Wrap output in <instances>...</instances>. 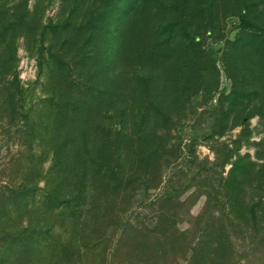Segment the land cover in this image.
<instances>
[{"label": "rangeland", "instance_id": "rangeland-1", "mask_svg": "<svg viewBox=\"0 0 264 264\" xmlns=\"http://www.w3.org/2000/svg\"><path fill=\"white\" fill-rule=\"evenodd\" d=\"M245 1L264 28V0ZM171 3L143 0L117 49L93 55L101 30L81 24L99 0H0V67L12 65L0 68V104L14 88L23 100L0 107V264H202L192 256L214 248L206 240L221 241L227 264H264V56L232 44L242 0L207 2L187 22L192 42L159 32ZM91 87L103 96L79 128L93 156L103 128L124 123L127 182L76 207L59 199L73 188L48 175L37 123L46 98Z\"/></svg>", "mask_w": 264, "mask_h": 264}, {"label": "trees", "instance_id": "trees-1", "mask_svg": "<svg viewBox=\"0 0 264 264\" xmlns=\"http://www.w3.org/2000/svg\"><path fill=\"white\" fill-rule=\"evenodd\" d=\"M99 1L103 7L99 10L98 16L90 18V20L87 19L81 24L88 26L90 24V28L93 30H95V27L101 30V36L95 42L96 50H94V54L91 53L93 55L100 54L102 51L106 52L107 50L109 52L113 50L114 52L117 49L118 42L120 41L117 33L122 29V25H124L126 19L134 15L136 7L143 0ZM210 1L172 0L170 19L159 32L166 30L169 35L174 37V40L179 39L182 42H192L197 31L191 29L187 22L196 20L199 13L204 10L203 6ZM242 2L244 5L238 14L241 32L232 44L234 46L242 44L243 48H252L264 56V28L258 27L248 19V11L252 9L254 4L252 2L244 3L246 2L245 0H242ZM105 8L106 10L104 11ZM188 8L191 11H188ZM207 24H211V21H208ZM1 66L0 68H4V71L12 68L10 62H4ZM13 90L14 92L9 91L6 97H1L3 99L0 104L1 108L7 103L11 107L12 101L17 99L18 104H20L19 108L23 109V106H21V101H23L21 93H19L17 88ZM95 91L97 90H93L92 87L87 88L85 92L76 88L73 90V93L66 94L64 92L46 98L43 103L46 119L37 123L39 131L44 132V136H42V132L41 138H39L41 139L40 142L43 141L42 143L46 147L44 154L48 152L51 155V163L47 168L48 175L51 177L55 176L56 181L54 185L56 187L68 186L73 188H70L67 193L61 195L62 197H59V199L66 204L72 203L71 205L76 207L92 206L96 200L107 202L114 198L125 187L127 182H123V179L119 176L122 171L124 172L125 160L129 155L124 123L122 124V121H118L113 124H107L103 128L104 131L100 132L99 137L100 145L96 151L98 155L93 156L89 151V146L95 137L90 136L89 127L85 128L84 132L79 128L80 124L88 119V107L95 101L102 99L103 94ZM141 128L140 126V129L136 131L137 137H139V133L142 131ZM147 133L148 135L144 133V137L150 143L156 136H154L155 134L152 131ZM140 141L136 142V146H139ZM158 146L154 148L151 145L152 148L148 155L151 156L156 152ZM239 157V161L237 160L235 165H232V175L237 174L236 172L240 168L242 171L245 169V164L240 163L244 158ZM257 173L258 171L255 172V177L258 175ZM251 174L249 173L248 176L250 177ZM255 179L257 178L250 177V182ZM238 184H242V181H238ZM46 199L50 201L58 200L52 194H47ZM205 244L206 248L207 244L210 247L214 246V248L211 251H204L202 254L200 251H194L192 256L193 263L194 261L195 263L199 261L202 264L203 262L204 264H227L225 262L229 260L230 253L228 251H220V246L223 245L221 241L206 240Z\"/></svg>", "mask_w": 264, "mask_h": 264}]
</instances>
